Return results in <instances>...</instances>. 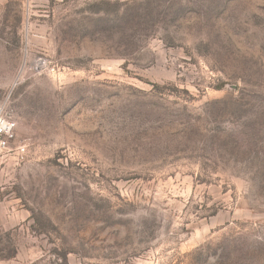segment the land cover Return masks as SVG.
Here are the masks:
<instances>
[{"label": "rangeland", "instance_id": "obj_1", "mask_svg": "<svg viewBox=\"0 0 264 264\" xmlns=\"http://www.w3.org/2000/svg\"><path fill=\"white\" fill-rule=\"evenodd\" d=\"M7 94L0 264H264V0H0Z\"/></svg>", "mask_w": 264, "mask_h": 264}, {"label": "built area", "instance_id": "obj_2", "mask_svg": "<svg viewBox=\"0 0 264 264\" xmlns=\"http://www.w3.org/2000/svg\"><path fill=\"white\" fill-rule=\"evenodd\" d=\"M9 94L0 98V157L5 156L15 141L16 122L9 108ZM17 153H24L25 146L18 145Z\"/></svg>", "mask_w": 264, "mask_h": 264}]
</instances>
